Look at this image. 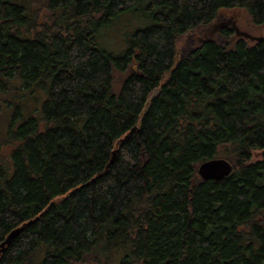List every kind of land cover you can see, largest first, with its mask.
I'll use <instances>...</instances> for the list:
<instances>
[{"label": "trees", "instance_id": "1", "mask_svg": "<svg viewBox=\"0 0 264 264\" xmlns=\"http://www.w3.org/2000/svg\"><path fill=\"white\" fill-rule=\"evenodd\" d=\"M32 1L0 0V93L46 94L9 124L0 244L33 222L0 264H264V38L177 48L225 10L264 27V0ZM124 14L115 53L100 33ZM216 156L232 172L204 180Z\"/></svg>", "mask_w": 264, "mask_h": 264}, {"label": "rangeland", "instance_id": "2", "mask_svg": "<svg viewBox=\"0 0 264 264\" xmlns=\"http://www.w3.org/2000/svg\"><path fill=\"white\" fill-rule=\"evenodd\" d=\"M46 0H33L32 4L37 10H40L45 4ZM242 30L246 31L252 36H263L264 27L254 24L246 10L243 9H231L222 12V17L213 21L212 23L196 30L194 32H189L184 35L177 44L179 53L184 49L185 45L189 42L192 46L198 45L207 37L221 38V30L223 26L232 27L233 23ZM41 22V21H40ZM134 20L130 18L128 14H124L116 18L112 24L100 33V38L103 43L109 46V50L115 53H121L126 49L128 43H126V35L131 33L130 30L136 27ZM234 32L235 29L233 28ZM126 31H128L126 33ZM126 33V34H125ZM234 34V33H233ZM236 34V32H235ZM240 36L238 34L234 35L237 39ZM246 38V37H244ZM249 42H253L250 38H246ZM229 40V39H228ZM228 40L224 39V42ZM109 43V44H108ZM111 44V45H110ZM189 45V44H187ZM179 59V54L177 56ZM177 59V60H178ZM129 71V70H128ZM117 73L115 75V84L118 87L122 82L123 78L128 73ZM22 82L19 79H15L13 82V88L7 94L0 93V164L7 166L10 162V152L12 149L10 137H8V128L11 123L13 114L16 111L18 105L21 106L22 120L29 117L30 114H41V108L44 100L46 99V94L44 91L38 88H33L31 92L22 91ZM120 86L117 88V90ZM158 89L154 90L150 98L157 93ZM31 94V95H28ZM147 108V107H146ZM40 111V112H39ZM20 123V122H19ZM264 150H254L253 159L258 160L263 156ZM12 173L11 168L8 169V175ZM264 218V215L262 216ZM84 264H95L92 259L87 260Z\"/></svg>", "mask_w": 264, "mask_h": 264}, {"label": "water", "instance_id": "3", "mask_svg": "<svg viewBox=\"0 0 264 264\" xmlns=\"http://www.w3.org/2000/svg\"><path fill=\"white\" fill-rule=\"evenodd\" d=\"M231 23L233 22L231 21ZM233 28L235 29L236 34L246 37V38H250L251 40L260 41L264 38V35L263 36H252L248 32L240 30L236 26L235 23H233ZM159 91L160 90L158 89L157 93ZM136 129H137V126H134L133 129L130 131V133L132 131H135ZM128 136L129 134H127L125 137H128ZM232 169H233V165L228 159L223 158V157H215V158H211L209 160L203 161L198 167V173L204 180H208V179L221 180L225 178L226 176H228L232 172ZM32 222L33 220H29L25 222L24 224L14 228L6 236L4 241L1 242L0 253L4 252V250L6 249V246L9 245L12 242V240L22 232V230L24 229L26 225Z\"/></svg>", "mask_w": 264, "mask_h": 264}, {"label": "bare ground", "instance_id": "4", "mask_svg": "<svg viewBox=\"0 0 264 264\" xmlns=\"http://www.w3.org/2000/svg\"><path fill=\"white\" fill-rule=\"evenodd\" d=\"M229 35V34H228ZM109 44V43H108ZM111 45V44H110ZM107 46V45H106ZM222 155V154H221ZM217 157V156H216ZM220 157V156H219ZM199 165V164H198ZM229 176V175H228ZM264 215V214H263Z\"/></svg>", "mask_w": 264, "mask_h": 264}]
</instances>
